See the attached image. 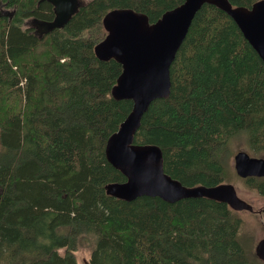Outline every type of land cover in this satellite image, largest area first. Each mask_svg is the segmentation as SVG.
<instances>
[{
    "label": "trees",
    "instance_id": "obj_1",
    "mask_svg": "<svg viewBox=\"0 0 264 264\" xmlns=\"http://www.w3.org/2000/svg\"><path fill=\"white\" fill-rule=\"evenodd\" d=\"M182 1L88 0L62 29L40 36L25 22L51 20L49 3L0 0L13 11L0 18V264H77L83 241L88 264H264L223 202H125L104 190L125 181L104 148L132 102L110 94L121 65L94 54L106 34L102 18L129 8L154 22ZM170 82L134 136L160 147L166 174L188 187L228 183L230 141L240 135L261 156L264 63L226 13L208 4L197 11ZM242 181L264 199V177Z\"/></svg>",
    "mask_w": 264,
    "mask_h": 264
},
{
    "label": "water",
    "instance_id": "obj_2",
    "mask_svg": "<svg viewBox=\"0 0 264 264\" xmlns=\"http://www.w3.org/2000/svg\"><path fill=\"white\" fill-rule=\"evenodd\" d=\"M40 1L49 3L53 11L51 20L30 19L40 36L62 29L81 6V0ZM205 4L226 13L264 63V0L255 1L249 7L233 6L228 0H183L154 22H150L146 14L129 8H116L104 14L102 25L106 34L94 45L93 51L99 60L114 59L121 65V73L110 94L116 101L132 102L130 112L105 144L107 162L125 178L123 182L106 184L107 195L125 202L142 196L157 197L168 203L207 198L223 202L237 212H253L252 207L236 195L232 184L184 186L164 172L160 147L134 143L142 116L151 102L169 96L170 66L195 14ZM12 14L13 11L0 7V18L10 19ZM233 169L242 179L262 178L264 158L238 151L233 156ZM256 252L264 258V245Z\"/></svg>",
    "mask_w": 264,
    "mask_h": 264
},
{
    "label": "rangeland",
    "instance_id": "obj_3",
    "mask_svg": "<svg viewBox=\"0 0 264 264\" xmlns=\"http://www.w3.org/2000/svg\"><path fill=\"white\" fill-rule=\"evenodd\" d=\"M82 2L88 0H81ZM245 136L240 135L230 141L231 156L229 158V167L232 171V180L228 183L235 188L236 195L248 203L253 212L239 211L237 215L242 223L239 229V238L249 254L264 263V258L257 256V248L264 245V199H262L254 190H249L241 178L237 177L233 169V156L238 151H244L251 157L264 158V152L261 156L256 155L249 149ZM261 211V212H260ZM260 212V213H259ZM91 248L83 241L75 251L77 264H88Z\"/></svg>",
    "mask_w": 264,
    "mask_h": 264
},
{
    "label": "flooded vegetation",
    "instance_id": "obj_4",
    "mask_svg": "<svg viewBox=\"0 0 264 264\" xmlns=\"http://www.w3.org/2000/svg\"><path fill=\"white\" fill-rule=\"evenodd\" d=\"M81 3H82V1H81ZM52 12H53V11H52ZM52 18H53V16H52ZM52 18H51V19H52ZM45 21H46V20H45ZM25 24H28V26H29L30 28H33L36 32L38 31V32H37L38 34L40 33L39 30H38L33 24H31L30 20H29V21H26ZM39 35H40V34H39ZM260 212H261V211H260ZM260 212H259V213H260Z\"/></svg>",
    "mask_w": 264,
    "mask_h": 264
}]
</instances>
